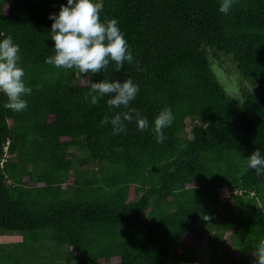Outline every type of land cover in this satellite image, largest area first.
I'll return each instance as SVG.
<instances>
[{
    "label": "trees",
    "instance_id": "16d2710c",
    "mask_svg": "<svg viewBox=\"0 0 264 264\" xmlns=\"http://www.w3.org/2000/svg\"><path fill=\"white\" fill-rule=\"evenodd\" d=\"M97 2L141 71L110 64L86 78L45 63L49 16L67 0H0V39L19 44L32 89L22 112L0 93V234L22 237L0 242V264H254L264 177L245 164L264 155V0H235L227 15L222 0ZM221 55L252 85L235 99L213 70ZM117 78L139 85L131 107L149 129L101 126L120 109L85 97ZM164 107L174 121L158 143Z\"/></svg>",
    "mask_w": 264,
    "mask_h": 264
},
{
    "label": "clouds",
    "instance_id": "9594fccd",
    "mask_svg": "<svg viewBox=\"0 0 264 264\" xmlns=\"http://www.w3.org/2000/svg\"><path fill=\"white\" fill-rule=\"evenodd\" d=\"M235 0H222L219 11L227 15ZM101 4L97 0H67L58 13H52L49 19L53 21L49 32L54 42V54L46 57L45 63L57 69L75 70L86 78L89 74L95 76L106 71L110 64L116 72L124 69V65L135 64L127 39L115 18L102 20ZM20 46L11 36L0 39V93L6 97L4 107L13 112L27 109L25 99L32 89L24 80L25 70L20 65ZM140 91L139 85L131 78L100 79L91 82L90 91L85 99L91 97L90 103L96 105L101 98L106 101L112 115H105L101 126L111 125L113 135L127 132V125L135 123L137 130L143 132L149 129V120L131 107ZM174 115L170 108L164 107L155 116L152 131L158 143L166 139L163 130L170 127ZM254 169L257 176L264 177V155L260 149L246 158L245 171ZM254 264H264V238L259 239L253 251Z\"/></svg>",
    "mask_w": 264,
    "mask_h": 264
},
{
    "label": "rangeland",
    "instance_id": "374dc122",
    "mask_svg": "<svg viewBox=\"0 0 264 264\" xmlns=\"http://www.w3.org/2000/svg\"><path fill=\"white\" fill-rule=\"evenodd\" d=\"M213 61H214L213 70L218 76L219 81L222 83L225 90L228 92V94L232 99H235L241 93L242 89L245 86H249V88H251L252 85L246 79H244L240 70L238 69L236 62L232 57L222 56L221 59H216L213 57ZM187 122L189 123L190 120L188 119ZM190 126L191 124H189V128L187 129L188 136H191L190 134L191 132L189 130ZM228 236L229 235H227V237ZM19 238L21 237L20 236L9 237L8 234H2L0 235V242L15 241L18 240ZM232 248L233 246L230 241L228 243V249H232ZM76 256H79V254H76ZM209 257H210V253L209 251L206 250L202 258L203 260L204 259L208 260Z\"/></svg>",
    "mask_w": 264,
    "mask_h": 264
},
{
    "label": "crops",
    "instance_id": "0c3cea01",
    "mask_svg": "<svg viewBox=\"0 0 264 264\" xmlns=\"http://www.w3.org/2000/svg\"><path fill=\"white\" fill-rule=\"evenodd\" d=\"M0 235H1V234H0ZM10 236H12V237H13V236H20V237H21V235H9V237H10ZM21 239H22V237L19 238L18 240H15V241H19V240H21ZM9 242H14V241H9Z\"/></svg>",
    "mask_w": 264,
    "mask_h": 264
}]
</instances>
